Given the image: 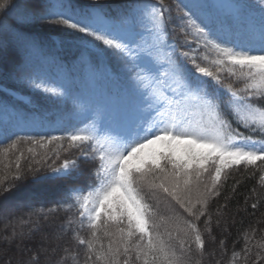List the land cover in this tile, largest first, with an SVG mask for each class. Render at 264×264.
<instances>
[{"label":"snow or ice","instance_id":"6c2138e0","mask_svg":"<svg viewBox=\"0 0 264 264\" xmlns=\"http://www.w3.org/2000/svg\"><path fill=\"white\" fill-rule=\"evenodd\" d=\"M52 32L73 43L50 40ZM54 46L75 48L92 79H111L113 102L85 99L71 71L54 81L48 55ZM0 81L12 82L0 87V137L10 140L0 149L3 169L12 168L5 159L21 142L43 148L67 139L70 147H88L80 156L94 178L87 189H72L78 221L43 226L51 231L23 264H41L44 242L69 229L85 246L84 264H193V252L205 255V234L215 240L208 203L220 194L225 169L255 167L264 181V0H128L115 10L99 0H0ZM18 89L66 109L71 101L67 117L84 116V126L66 138L17 135L14 128L56 123L48 113L10 103ZM23 158L15 157L13 181L82 174L74 159L45 176L31 165L22 172ZM6 179L0 177V194L15 186L6 187ZM162 200L172 206L166 217ZM84 228L87 239L79 235ZM41 229L34 223L27 234L5 236L0 248L23 244ZM250 251L246 240L244 252Z\"/></svg>","mask_w":264,"mask_h":264},{"label":"trees","instance_id":"16d2710c","mask_svg":"<svg viewBox=\"0 0 264 264\" xmlns=\"http://www.w3.org/2000/svg\"><path fill=\"white\" fill-rule=\"evenodd\" d=\"M75 2L85 3L93 0H75ZM99 2L115 10L128 0H99ZM53 36L57 40H65L67 44L73 43L72 38L62 32L50 33L49 39L54 41ZM48 55L54 61L51 67L54 81L57 76H63L64 73L71 71L75 77L74 88L85 99L93 103H103V100H106V104L113 102L114 98L110 94L116 90V85L104 76L92 79L88 69L82 68L76 60L75 48L65 46L59 49L58 46H54L51 47ZM0 85L11 87L12 82L0 81ZM17 92L27 96L31 101L26 104L25 101L13 97L10 103L15 104L17 108L39 110L56 118V123L52 126L14 128L17 135L33 138L54 135L66 138L84 126L81 123L84 116L71 119L67 117V111L73 107L71 101L67 102L66 109L64 102L46 99L41 93L28 89H18ZM3 98V94L0 93V100ZM61 117L62 120L59 119ZM15 138L16 136L11 137V139ZM9 143L10 140L5 141L0 137V149L7 148ZM29 148H33L34 152L29 153ZM82 149L89 150L86 145L70 147L67 139L55 141L43 148L30 142H21L18 150L14 154L10 153L5 159V163L13 162L12 168L3 169V165H0V177L7 176L5 186L15 185L10 191L0 194V239L13 234H27L29 229L34 228V223L42 226L41 231L33 230L31 239L23 244L13 245L10 250L0 248V264H6V260L8 261L10 257L14 258L16 263L26 262L29 256L34 254L35 247L40 242V238L36 236L51 231L43 227L50 222L54 221L59 225L66 223L68 219L78 221V210L74 204L72 189H87L94 183L91 168L83 164L82 157H77ZM21 152L24 154L21 160L22 172L31 165L33 169H40L38 175L44 176L51 168L58 167L63 160L77 157L76 161L81 166L82 174L75 179H47L41 182H33L31 175H25L23 179L13 181L10 173L15 171V157ZM261 175L259 169L251 166L246 168L241 165L238 168L225 169L219 187L220 194L210 199L208 203V215L212 217V236L215 240L205 234V255L201 258L193 252V264L196 260H199L200 264H264V248L259 247L260 244H264V181L261 180ZM253 203L257 204L255 209L252 208ZM171 207L162 200L159 204L160 214L168 216ZM179 211L182 213V210ZM206 219L207 216H202L198 222L202 231ZM75 227L77 225L74 224L73 228ZM79 235L87 239L89 236L87 228L80 229ZM221 240L224 242L223 246L220 244ZM246 240L251 249L247 255L244 252ZM44 247L47 248V252L42 253L41 264H58V262L84 264L85 246L76 242L72 229H69L60 240H46ZM28 248L33 249V252L28 254ZM233 252L236 253L235 257Z\"/></svg>","mask_w":264,"mask_h":264},{"label":"rangeland","instance_id":"374dc122","mask_svg":"<svg viewBox=\"0 0 264 264\" xmlns=\"http://www.w3.org/2000/svg\"><path fill=\"white\" fill-rule=\"evenodd\" d=\"M166 2H172V0H166ZM254 2L259 3V0H254ZM208 55H209V57L211 58V56H212L213 54H212V53H208ZM204 64H205V66H207V62H204ZM15 96H16V97H20V98H24V99H26L25 97H22L21 95H19V94H17V93H15ZM63 161H64V160H63ZM63 161H62V163H63ZM62 163H61V164H62ZM42 235H44V234L38 235V236H36V237H38V238L41 239V236H42ZM28 249H29V248H28ZM28 249H27V251H28ZM28 254H30L29 251H28ZM9 262H10L11 264H17L16 261H15V259H14V258L12 259V257H10L8 261L6 260V264H10Z\"/></svg>","mask_w":264,"mask_h":264}]
</instances>
